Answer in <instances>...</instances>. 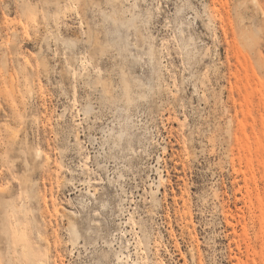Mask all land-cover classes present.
Segmentation results:
<instances>
[{"label":"rangeland","instance_id":"rangeland-1","mask_svg":"<svg viewBox=\"0 0 264 264\" xmlns=\"http://www.w3.org/2000/svg\"><path fill=\"white\" fill-rule=\"evenodd\" d=\"M0 264H264V0H0Z\"/></svg>","mask_w":264,"mask_h":264},{"label":"bare ground","instance_id":"bare-ground-1","mask_svg":"<svg viewBox=\"0 0 264 264\" xmlns=\"http://www.w3.org/2000/svg\"><path fill=\"white\" fill-rule=\"evenodd\" d=\"M255 1H256V0H255ZM251 3H252V2H251ZM253 3H256V2H253ZM255 5H257V4H255ZM231 160L234 162V161H235V158L232 157Z\"/></svg>","mask_w":264,"mask_h":264}]
</instances>
